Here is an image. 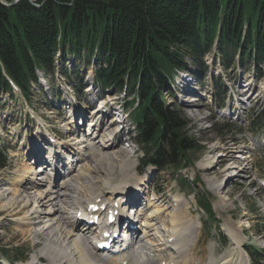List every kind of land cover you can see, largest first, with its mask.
Masks as SVG:
<instances>
[{"label": "rangeland", "instance_id": "374dc122", "mask_svg": "<svg viewBox=\"0 0 264 264\" xmlns=\"http://www.w3.org/2000/svg\"><path fill=\"white\" fill-rule=\"evenodd\" d=\"M58 56L55 53L54 64H59L58 72L61 74V87L56 85L57 83L51 74L45 77V74L39 72L43 79L38 77L40 83L38 82V86L34 87L31 85L30 93L33 98L32 107L40 112V116H43L42 113L46 114L54 124H50V126L56 127L61 132V136L65 135L63 132L67 130L65 126L67 116L64 114L66 112L64 109L61 111L58 110L59 108H53L54 101H69L67 97L69 95L73 96L82 105L86 103V97L90 95L96 100H103L105 104L109 103V106H113L114 103L123 106L128 100L127 97L123 99V96L120 95L112 97L109 91L103 90L102 92L94 84V71L100 67L98 58L93 57L87 61L84 54L80 56L81 59L72 57L71 54L62 56L63 58L61 56L58 58ZM202 61L205 69L202 65L197 66L190 60L186 61L191 73L189 72L186 76L188 85L183 88L185 95H180L177 98L172 96L173 92L178 89L175 84L174 88L170 87L172 88L170 92L165 91L163 93L164 99L161 102L163 107L168 110L175 109L178 114L182 115L181 117L187 125L186 136L192 140L194 145L200 146L202 149L197 153H189L188 162L190 165L183 162L180 172L173 173L171 170L164 169L162 172L155 174L153 185L155 195L151 191L149 199L154 198L158 202L150 208V210H154L150 211V214H154L155 210L158 209L156 211L159 214L152 215L154 224H156L152 228L156 232L158 231L159 234L155 235L151 228L146 231L148 238L144 240L149 241V244L152 245L149 249L153 252L150 254L153 257H148L147 261H142L143 264L149 263L150 260L154 261L155 254H159L164 250L162 221H166L167 214L172 213L171 211L180 212L184 222L191 221L195 229L197 226V229L191 232V237L196 233L199 234L198 237H195L197 242L195 246H192V252L188 253L192 257L187 258L192 259V264H208L210 261H221L223 258L226 261L228 258L236 259L243 252L244 254L249 253L250 246L258 250L264 249V190L258 183L264 179V80L259 79L256 72L251 69L253 66L248 61L244 65L236 63L239 64V68L226 70L218 66L219 56L215 52L206 54ZM217 74L221 75L216 77ZM190 77L191 79H187ZM189 81L192 82L189 83ZM87 83L90 85L89 87L86 86ZM177 83H180L179 86L182 88L183 83H185L184 78L181 77ZM84 85L87 88L92 86L94 88L90 91H84ZM247 85L250 86L249 100L246 101L244 97L239 98L244 101L242 111H236L235 114L229 117L223 116L219 106L221 103L231 105L230 97L234 95L231 89L235 87L238 91L245 92ZM60 89L64 91L63 94L59 93ZM245 94L247 95V93ZM9 95L5 93L0 95V147L10 149V153L16 157L12 160L9 154L7 167L0 169V184L4 187H14L19 180V176L22 175L25 166L20 161L26 155L24 147L27 143L25 141L31 140L33 137L30 130L32 127L31 122L27 121L28 126L25 125L23 110L19 111L18 109L21 106V100L18 101L17 98ZM189 99H192V102H198L194 104L187 103ZM182 100L186 103H183ZM85 111H87L86 108ZM70 122L73 123L72 120ZM110 123V121L105 123L107 124L105 127L109 126L108 131H105V134L99 131L97 137L101 136L102 138L103 135L108 138L113 135L120 137L121 134L126 133L130 137V143L122 142L121 148L115 150L114 153L109 151L106 154L105 152L107 157L102 158V160H99V158H94L93 161L88 160L82 169L91 182H96L97 177L109 179V182L96 183L91 187L94 194L105 195V197L108 196L107 193L110 189L122 180V173L119 170L120 168L117 167L119 160L126 159L129 164L133 165L127 171L129 177H125V179H134V166L136 170L140 168L139 160L142 157L141 150H143V147L138 146L134 141V124L130 118L123 131L120 130V124L119 126H116V124L113 126ZM71 129L69 128V130ZM126 137L123 136L122 138ZM34 148L36 147L31 145L30 155H32ZM89 150H91L90 147L87 148V152ZM119 150H123L126 157L115 153H122L118 152ZM250 151L254 153L252 157L244 154L245 152L250 153ZM113 154L117 156L116 161L111 159ZM83 164L79 163L74 171L64 178L58 179L55 183L51 182L50 186L53 184L52 186L55 188L58 184L68 183L77 188L78 184L79 187L81 186L80 193L90 194L89 186H85V181H88L87 177L81 178L77 174L79 166ZM233 167L237 170L243 168L242 172H239V169L237 173L235 169H232ZM88 168L91 170L89 174H87ZM137 173L138 171H136ZM233 174L237 176H234L224 189L223 179L225 176H233ZM194 178H197L198 182L191 185L190 181H193ZM182 179H185L189 186L196 187L199 191L196 198L199 197V200L210 204L211 214L208 212L202 213L201 209L199 210L196 202H194L195 195H192L190 190L186 191V188L182 189L180 187ZM220 184L223 190H219ZM45 186L43 190L47 188V185ZM27 189L30 190L31 188ZM58 192L61 195L68 194L66 195L70 198L68 200L72 199L71 192H68L67 189L61 188ZM174 198L178 199L175 200V203ZM179 199L185 209H182L181 205H177L176 202H179ZM149 201L151 200H147V204ZM68 202L69 206L70 201ZM174 205L177 207L175 208ZM63 206L64 204L61 206L63 212L61 217L67 219L68 222L70 215L73 213V206L64 210ZM17 214L19 213L10 210H0V246L11 252L10 255L8 252V258L0 252V264H12L14 250L23 254L21 263L15 264H30L34 256L40 255L44 250L46 251L48 241H54L53 236L48 237L47 231L42 232L39 228L32 226V222L38 223L37 220L32 218L34 215L30 217L32 219L29 220V223H31L29 225L22 223L23 216ZM156 218H160V220ZM192 219L197 222L196 225ZM146 222H150L148 217L144 223ZM231 233L234 235L235 241ZM79 236L77 235L78 238ZM222 240L227 243L226 246L220 243ZM82 241L90 258L95 262H100V256L93 254L88 244L84 240ZM194 243L192 242L191 245H194ZM241 256L244 261L243 255ZM155 260L157 261V259ZM40 264H50V259L44 257ZM154 264L158 263L154 261ZM260 264H264L263 259Z\"/></svg>", "mask_w": 264, "mask_h": 264}, {"label": "trees", "instance_id": "16d2710c", "mask_svg": "<svg viewBox=\"0 0 264 264\" xmlns=\"http://www.w3.org/2000/svg\"><path fill=\"white\" fill-rule=\"evenodd\" d=\"M35 1L38 8L27 0L0 4V95L11 92L8 77L29 98L36 71L51 74L58 51L98 58L96 83L116 94L127 80L131 101H140L131 120L143 164L178 168L181 158L202 149L186 136L182 115L161 103L171 77L189 71L186 60L201 66L215 50L223 67L238 57L264 80V0Z\"/></svg>", "mask_w": 264, "mask_h": 264}, {"label": "bare ground", "instance_id": "6f19581e", "mask_svg": "<svg viewBox=\"0 0 264 264\" xmlns=\"http://www.w3.org/2000/svg\"><path fill=\"white\" fill-rule=\"evenodd\" d=\"M38 7L39 6H37V8ZM213 52H216V51L213 50ZM209 53H211V52H209ZM189 72L191 73V71H188V70L177 71L173 76L175 78V83H177L181 77H183L185 79V76H186L185 74H188ZM186 84H188V83H186V82L183 83V87L182 88L179 87V89L183 90V88L185 87ZM171 85H172V81L168 84L167 89L171 90V88H170ZM176 88H178L177 85H176ZM125 92H126V90H124L122 92L119 91L116 94H111V95H112V97H115V95L124 94ZM16 93L19 96H21V94L17 90H16ZM18 101H20V100H18ZM100 101H102V103H104L103 100H100ZM190 101L192 102L193 100H190ZM125 103H124V105H125ZM107 104L109 106V103H107ZM21 105H22V103H21ZM94 115H99V114L95 112ZM72 117H75V115H73ZM70 121H71V119H69V123L67 125L68 126L67 130H69V128H72L71 130H73V127H72V124ZM93 125H94L93 122H91L89 124L90 127H92ZM83 135H85V134H82V136ZM86 139H89L90 141L86 140L82 145H84V146L88 145L90 147H93V152H90L89 154L86 152H84L83 154H79V156H78V158H80L79 163L80 164L85 163V164L79 166L77 174L81 178L87 177V179H88V175H85V173L83 172L84 170L82 171V169L84 168V166L86 165L88 160L93 161L94 158H99V160H102V158L107 157L106 154L100 150V146H102V145L104 146V150L110 149V151H111L113 148H112V146H110V147L108 146L109 148H106L107 142H109V138L106 136H103V139L98 141L96 145L92 143L93 139H91V138H86ZM37 150L38 149L34 148L32 151V149H31L33 156H35L36 154H39ZM118 152H122V153H117V152H115V153L125 156L123 154V150H121V151L119 150ZM58 153L59 152L54 153V155H56ZM112 153H114V151H112ZM112 153H110V154H112ZM116 154L111 155L112 156L111 159L116 161V157H117ZM39 157H41V154H39ZM50 158H51V156H48V159H50ZM51 162H55L56 164L60 165L61 160L60 159H57V160L53 159V161H51ZM51 162H49V163L51 164ZM118 163L119 164L117 165V167L120 168L119 170L122 173V176H121L122 180L114 186L112 193L118 192L117 189L120 186H122V184L128 183L130 181L129 178L125 179V177H129V175L127 174V171H129V169L133 165H131V163L129 164L128 161H126V159H122V160L120 159ZM32 165H33L32 162H26L25 163V165H24L25 168L22 171L23 175L19 176V180L14 185V187H4L3 185L0 184V210L1 211L10 210L11 212L19 213L17 215L23 216V218L21 219L22 223L29 224V225L31 224V223H29L30 222L29 220H31L33 218L34 220L38 221V223L32 222V226L34 228H37V229L39 228V230L42 232L47 231L46 234L48 235V237H50V235L53 236L52 238L54 239V241L50 240V241H48V244L46 243V246H47L46 251L44 250L40 253V255L34 256V258L32 259L30 264H32L35 260L40 261L44 257L49 258L51 264H105L102 262H95L92 260V258H90L89 254H88V250H86L82 239L77 237V235H79L78 227H74V226L70 225L66 221L67 219H63L61 217V214H63L61 206L64 204V206H63V210H64V209H68L71 206H74V204H75L77 207L85 210L89 205L93 204L96 200L101 198L98 194H94L92 192V188H91L92 185H94L96 183L102 184L105 181L109 182V179L108 178L101 179V178L97 177L96 182H91L90 179H88V181H85V184H86L85 186H89L88 188H89V190H91V193L88 195H86L84 192L80 193L81 186L79 187L78 184H77V188L72 187L68 183L58 184L54 188L53 186H50V184H51L50 179H46L45 181H43L42 186H38V185L35 186L34 185L32 190H28L27 189L28 183H27V181H24V179L27 175H29V174L32 175V173L34 171ZM75 169H76V166H75ZM232 169H235L238 173V170L240 169L239 172H242L243 168L242 169L238 168V170H237V168L233 167ZM94 170H96V169H94ZM90 172H91V170L88 168L87 174H89ZM233 175L235 177L237 176L235 174H233ZM64 177L65 176H60L59 179H62ZM74 182H76V181H74ZM45 185H47V188L45 190H43V188L46 187ZM212 187H211V189H212ZM61 188L67 189L68 192H71V195H72L71 200H68V199H70V198H68V196H66L68 194H64V195L59 194L58 190H60ZM135 190L137 191V188H135ZM87 193H88V191H87ZM141 199L143 200V197H141V198L136 197L134 203L140 202ZM176 200H178V199H176ZM68 201H70L69 206H68V204H69ZM149 202L147 204V207H150V205L152 204ZM176 203L178 205L180 203V200H179V202H176ZM29 207H30V209H29ZM176 207L177 206H175V208ZM156 210H158V209H156ZM156 210H155L154 214H152V215H155V216L157 215L158 212ZM174 211H176V210H174ZM159 212H160V210H159ZM171 212L172 213L167 214L166 221H162V226H163L162 231L164 232L162 241H163L164 250L161 251V253H159V254H155L154 261L157 262L158 264H192V259L189 260L187 258L192 257V255L190 256L188 253L192 252V246H194V245H191V243L196 242V240H197V239H195V237L193 235L191 237V232L195 229V226H193V223L191 221L189 222L187 220L186 222H184V218L180 212H178V213L173 212V211H171ZM31 216H33V217L30 218ZM26 219H28V221H26ZM153 219L154 218H151L150 222H146L143 224L144 232L141 234L142 236L140 235V237H143V239L148 238V234L146 231H148L150 228L152 229L151 230L152 232L153 231L155 232L154 233L155 235L159 234L158 231L156 232L155 229L153 230V228H152L153 226L156 225V224L153 225V223H154ZM156 219H155V221H156ZM157 220H160V218H158ZM231 235H232L233 240L235 241L236 239H235L234 235L232 233H231ZM138 239H139V235H138ZM150 246H152V245L150 244ZM165 246L167 247V249ZM149 248L151 249V247H148L146 251L149 254V256L151 257L152 255H150V254L153 252ZM241 257H242L241 255H238V257L236 259H233V258L229 259L228 258L227 261H226V259L223 258V259H221V261L220 260L214 261V262L210 261L208 264H244V261L241 259ZM127 258H131V255L128 254ZM155 259H157V261ZM154 261L150 260V261H148L149 263H144V264H154ZM107 264H118V262L114 259H109ZM129 264H132L131 261L129 262ZM140 264H143V263L141 262Z\"/></svg>", "mask_w": 264, "mask_h": 264}, {"label": "water", "instance_id": "95a60500", "mask_svg": "<svg viewBox=\"0 0 264 264\" xmlns=\"http://www.w3.org/2000/svg\"><path fill=\"white\" fill-rule=\"evenodd\" d=\"M21 0H13L12 3H8L4 0H0V4L4 7L11 8L18 4ZM30 4H34L35 0H27ZM37 7V6H36Z\"/></svg>", "mask_w": 264, "mask_h": 264}]
</instances>
